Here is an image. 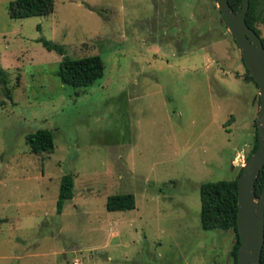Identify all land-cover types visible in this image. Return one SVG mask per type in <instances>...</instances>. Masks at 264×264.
I'll return each instance as SVG.
<instances>
[{
    "label": "rangeland",
    "instance_id": "374dc122",
    "mask_svg": "<svg viewBox=\"0 0 264 264\" xmlns=\"http://www.w3.org/2000/svg\"><path fill=\"white\" fill-rule=\"evenodd\" d=\"M11 1L0 0V264H234L235 232L201 227L200 185L238 177L259 89L216 0H54L24 18ZM94 54L105 69L90 86L57 76L63 56ZM40 128L55 144L43 160L26 143ZM66 173L73 198L58 213ZM126 192L134 209H106Z\"/></svg>",
    "mask_w": 264,
    "mask_h": 264
},
{
    "label": "trees",
    "instance_id": "16d2710c",
    "mask_svg": "<svg viewBox=\"0 0 264 264\" xmlns=\"http://www.w3.org/2000/svg\"><path fill=\"white\" fill-rule=\"evenodd\" d=\"M228 2L233 10H237L241 0H228ZM8 8L12 18L46 15L53 12L54 0H13L10 2ZM245 21L250 28L259 34L256 24L258 22L264 23V0H249ZM261 40L264 45V37H261ZM39 41L46 49L55 50L63 55L64 48L62 45L45 38H40ZM104 69L103 60L97 54L78 59L63 56L59 62L56 74L67 85L87 87L104 75ZM245 78L254 81L249 75L247 68ZM0 80L3 85L7 84V75L2 68H0ZM8 96L10 98V95ZM26 143L30 151L37 155L40 160L46 158L55 148L53 133L46 128H40L28 133L26 135ZM256 147L257 130L255 131L253 147L248 156L255 151ZM237 179L238 177L234 180L208 181L200 185L201 227L203 230L222 229L233 230L235 232V241L230 254L234 264L237 261L238 246L240 244L237 231ZM73 188L74 176L71 173L64 174L60 180L59 193L56 201L58 213L63 210L65 203L73 198ZM263 191L264 166L259 171L255 182L256 195L260 196ZM135 207V195L132 192L109 195L106 201V209L109 211L131 210ZM260 262L264 264V245Z\"/></svg>",
    "mask_w": 264,
    "mask_h": 264
},
{
    "label": "water",
    "instance_id": "95a60500",
    "mask_svg": "<svg viewBox=\"0 0 264 264\" xmlns=\"http://www.w3.org/2000/svg\"><path fill=\"white\" fill-rule=\"evenodd\" d=\"M226 26L233 36L244 65L259 89L255 123L257 147L241 167L237 179V231L240 238L236 264H261L264 245V191L255 193V182L264 166V45L261 36L246 21L249 0L233 10L228 0H216Z\"/></svg>",
    "mask_w": 264,
    "mask_h": 264
},
{
    "label": "flooded vegetation",
    "instance_id": "af4514ba",
    "mask_svg": "<svg viewBox=\"0 0 264 264\" xmlns=\"http://www.w3.org/2000/svg\"><path fill=\"white\" fill-rule=\"evenodd\" d=\"M246 68V67H245Z\"/></svg>",
    "mask_w": 264,
    "mask_h": 264
}]
</instances>
